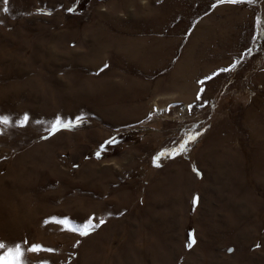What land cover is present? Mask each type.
I'll return each mask as SVG.
<instances>
[{
    "label": "rangeland",
    "instance_id": "obj_1",
    "mask_svg": "<svg viewBox=\"0 0 264 264\" xmlns=\"http://www.w3.org/2000/svg\"><path fill=\"white\" fill-rule=\"evenodd\" d=\"M212 2L0 0V242L53 250L27 264H264V0Z\"/></svg>",
    "mask_w": 264,
    "mask_h": 264
},
{
    "label": "snow or ice",
    "instance_id": "obj_2",
    "mask_svg": "<svg viewBox=\"0 0 264 264\" xmlns=\"http://www.w3.org/2000/svg\"><path fill=\"white\" fill-rule=\"evenodd\" d=\"M78 2V0H77ZM244 0H213L211 7L214 9L218 5L228 4V5H236L239 3H243ZM248 3H252V0H247ZM3 4H7L8 0H2ZM7 8L0 9V11L7 12ZM73 7L68 8V12H73ZM243 59V57H241ZM236 67V63H232L229 67L222 68L219 71L222 72H229L232 69ZM108 68V65L105 63L103 65V68L100 69V71H103L104 69ZM218 72H213L212 74L205 77L204 80H198L197 84L202 85L205 84L206 81L212 80L216 75H218ZM205 91L204 88H199V90L195 94V100L197 102H202V94ZM82 117L77 116L74 120H64L61 116H56L54 120L51 121V123L45 128V131L47 132V136H42V139H47L49 136L54 135L55 133L61 131V130H67L72 131L75 128H78L80 126V122H82ZM29 122V116L25 114L23 117L16 120V126L18 128H24L25 125ZM9 124V118L7 116H0V126H7ZM195 139V136L189 132L185 139L182 140V142L178 143V146L174 144L171 149H162L154 158H153V164L156 165L157 160H159L161 157L165 158H171L176 155H180L187 151L188 144ZM116 143L115 138H109L105 140L102 144L99 145V150L95 152V156L97 159L100 158L101 153L105 151V148L107 145H114ZM158 166V165H157ZM195 171V169H194ZM199 175V173H197ZM193 203H196V198H193ZM96 217H88L86 220H84L82 223H73L69 218H56V217H50L44 221V224L47 225L49 223L55 224L60 226L62 231H66L69 233H75L79 237H84L89 235L91 232H93L96 228H99L101 225L105 223L103 217H100L98 220V223L96 221ZM188 243L186 244L187 248H191L192 245L195 243L193 240L192 233L188 234L187 237ZM76 243H79V240L76 241ZM24 244H28V241H24ZM259 247V245H257ZM52 249L49 248H43L41 245L32 243L29 247L25 249V247L21 243H14L11 245H7L3 242H0V264H27L25 257V252L28 253H41V252H52ZM229 252L232 251V249H228ZM41 264H48L47 261H42Z\"/></svg>",
    "mask_w": 264,
    "mask_h": 264
},
{
    "label": "bare ground",
    "instance_id": "obj_3",
    "mask_svg": "<svg viewBox=\"0 0 264 264\" xmlns=\"http://www.w3.org/2000/svg\"><path fill=\"white\" fill-rule=\"evenodd\" d=\"M144 43V42H143ZM134 52V50H130L128 53H126V56H129V57H135V55H132V53ZM187 65L186 64H183L182 65V67L183 68H185ZM116 68V67H115ZM122 71V70H121ZM177 82H179V80L177 81ZM155 105H156V108L158 109L159 107H158V105L155 103ZM129 107V106H128ZM139 113H141V112H139ZM121 116H122V119L123 120H127L128 121V119H130V117H129V115H127L126 113H123V114H121ZM227 141H228V139H227ZM138 155V154H137ZM14 172H16V173H24L23 172V170H15ZM10 173H12V172H10ZM24 174H26V173H24ZM26 175H28V174H26ZM29 176V175H28ZM13 179V178H12ZM14 180V179H13ZM35 180H37V179H35V178H33V175L30 177L29 176V185H30V187H28V189H30V193H31V200L33 201L34 200V198L35 197H37V194H35L36 193V191H39V187H37V184H36V181ZM13 185V184H12ZM14 187V186H13ZM95 191V190H94ZM18 203V202H17ZM16 214V213H15ZM14 215V214H13ZM29 220V219H28Z\"/></svg>",
    "mask_w": 264,
    "mask_h": 264
}]
</instances>
